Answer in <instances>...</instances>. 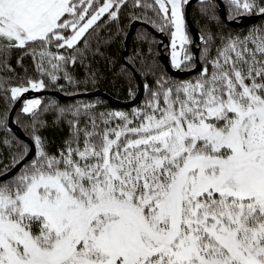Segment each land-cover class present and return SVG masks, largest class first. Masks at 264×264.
<instances>
[{"label":"snow or ice","instance_id":"6c2138e0","mask_svg":"<svg viewBox=\"0 0 264 264\" xmlns=\"http://www.w3.org/2000/svg\"><path fill=\"white\" fill-rule=\"evenodd\" d=\"M189 3L0 0V70L15 74L9 55L19 52L17 63L30 57L40 77L13 85L0 76L7 101L30 90L81 95L101 81H124L132 99L141 84L144 92L127 110L102 100L42 106L23 99L30 144L11 134L9 108L0 111V146L8 152L0 171V264H264V24L227 35L209 27L197 56ZM200 4L209 25L222 23L220 11L232 22L264 16V0ZM110 21L117 23L110 41L139 22L135 43L147 49L119 67L107 57L96 67L104 53L92 37ZM149 29L167 33L169 44ZM157 44L179 72L199 64L197 76L179 80L161 69ZM50 110L51 124L43 118ZM62 124L68 135L53 150L44 130Z\"/></svg>","mask_w":264,"mask_h":264},{"label":"trees","instance_id":"16d2710c","mask_svg":"<svg viewBox=\"0 0 264 264\" xmlns=\"http://www.w3.org/2000/svg\"><path fill=\"white\" fill-rule=\"evenodd\" d=\"M128 11H129L128 9H125L124 13L121 14V20L119 22L121 26L128 23L127 19H126V13ZM218 17L222 21V23H220L219 26H217L216 24L209 25L207 20H206V17L204 15H202L200 0H198L194 4V6L192 7V10H191L192 21H193L195 27L200 32V35L202 33L207 35L209 27L211 28V31L213 33H216L218 35H227L229 32H231L233 34L240 33V32H247V30L254 25L264 24V18H259V19H255V20L250 21L246 25L233 26L223 19L221 12H218ZM102 20H103V18H102ZM130 26H131V24L128 25V28L126 29V34L124 36H121L119 39H115L112 41L109 40V37L111 34H114L116 32L117 23L110 21L106 25H104L100 29H98V32L96 34H94L92 37V46H93V48H95L97 46V41H99V50L101 53H104V56L97 55L94 59L98 63L95 64L94 66L104 68L108 63V61H107V59H105V57L114 60L117 67H119L121 63L125 62L124 61V53L126 50L125 41H126V36L129 32ZM140 27L141 26L137 27L136 32L138 29H140ZM136 32L129 42L128 54L125 57V60H127L128 57L133 56L135 51L138 48H142L144 50L147 49V45H138L135 43ZM163 34L166 35L169 39V36L167 35V33H163ZM152 35L156 38L157 41H161V39L156 37L153 33H152ZM219 44H220V40L217 39L215 41V44L213 45V53H212L213 55H215V47ZM164 45H167V44H164ZM202 48H203V44L200 45V51ZM191 50H192V48H191ZM153 52L155 53V59L159 63L160 68L166 70L164 63L161 60V54H162V52L168 53V51H166L164 47H161L159 44H157L153 47ZM199 54H200V52H199ZM20 55H21V53H19V52H13V53H10V55H9V61H10L11 67L15 69V74H13L11 72L4 71V70H0V76L9 77L12 80L13 85L19 83L20 78H24V77H32L34 79L40 78V77H38V75L35 71L34 62L30 57H24L23 58V60H22L23 66H21V64L17 63V58ZM105 74L107 75V73H105ZM197 74L192 75V76H188V77H176V76H173L171 74H169V75H171V76H173L179 80H187V79H192V78L196 77ZM142 75H143L142 72L140 74L136 75L133 78V83L138 84L137 76H139V78L141 79ZM45 82L47 83V80ZM148 83L149 84L152 83L151 77H148ZM50 91H59V90L55 89V90H50ZM95 91H100L102 93H105V94L109 95L110 97L114 98L115 100H118L121 102H128V101L132 100V98H130L128 95V86L124 81H120L115 86H113V84H111L108 81H101L90 92H95ZM59 92L65 94V95H74L73 89H71V88H66V91H63V92L59 91ZM87 93H89V92H87ZM40 98L42 101V106L55 104L57 102L61 106H63V105L74 104L77 102L88 101V102L94 103L96 100H102L107 105V107L109 109L127 110V109H131L132 107L140 104L144 99V94L142 96V99L137 104H135L133 106H111L109 104V102L107 101V99H105L102 96L79 97V98L68 99V100H64V101H59L57 98H55L52 95H44ZM16 101H13V102L7 101L4 98V93L0 92V111H2L7 106L11 112ZM22 104L17 109V111L14 115V121L23 130L25 135L30 138V133L27 129V124L29 122L28 115L23 114L21 112L20 109L22 107ZM18 114H19V116H18ZM43 118L51 124V122L54 119V111L50 110V111L46 112L44 114ZM11 134L13 136L17 137L16 134L12 131H11ZM44 134L50 139V141L52 142L53 150H55L56 147H58L62 144L63 139L67 137L68 128H67L66 124H62L60 126V128L45 129ZM3 136H4V133L2 131H0V137H3ZM0 161H2V163H0V171H2L3 170V164L8 162V152L3 146H0Z\"/></svg>","mask_w":264,"mask_h":264},{"label":"water","instance_id":"95a60500","mask_svg":"<svg viewBox=\"0 0 264 264\" xmlns=\"http://www.w3.org/2000/svg\"><path fill=\"white\" fill-rule=\"evenodd\" d=\"M197 1L198 0H190V3L187 5V7H186V21H187L189 32H190V35H191L192 41H193V43L191 45L192 51L197 56H199L200 45L202 44L200 41V32L195 27V25L192 21V18H191L192 7L194 6V4ZM217 2H218V0H217ZM220 12H221V15L224 19V17H225L224 11H220ZM259 18H264V16L259 15V14H252V15L244 17L243 20H237L236 22H232V21L226 20V19H224V20L233 26H242V25L248 24L252 20L259 19ZM139 26H141V24L139 22H134L133 24H131L129 32L126 36V41H125L126 50L124 53V61L125 62H126L125 57L128 54L129 42H130L131 38L133 37V35L135 34L137 27H139ZM149 31H151L156 37L160 38L161 41H163V45L169 44V39L166 35L159 33L153 29H149ZM160 46L163 47L162 45H160ZM161 60L164 63L167 72L173 76H176V77L192 76V75L197 74L199 72V69H200L199 64H197V67L195 70L184 71V72L177 71L176 69L171 67L169 53L162 52ZM137 79H138V84H141V79L139 78V76H137ZM137 93L138 94L136 95L135 99H132L128 102H121V101L115 100L114 98H112L109 95L102 93L100 91L83 93L81 95H65L59 91H50V90L29 91L28 93L23 94V99H32V98L42 97L44 95H52L55 98H57L59 101H64V100L74 99V98H79V97L102 96L105 99H107V101L109 102V104L111 106H133V105L137 104L142 99V96L144 94V92L142 90V84H141V88L138 89ZM23 99L17 100L15 102V104H14V106L10 112L9 127H10L11 131L14 132L20 140L24 141L25 143L30 144L31 143L30 138L25 135L23 130L14 121V115H15L17 109L23 103Z\"/></svg>","mask_w":264,"mask_h":264},{"label":"rangeland","instance_id":"374dc122","mask_svg":"<svg viewBox=\"0 0 264 264\" xmlns=\"http://www.w3.org/2000/svg\"><path fill=\"white\" fill-rule=\"evenodd\" d=\"M30 91H36V90H30ZM40 91V90H39ZM37 98H39V99H41L40 97H37ZM33 99V98H32ZM22 108V107H21ZM21 110V109H20Z\"/></svg>","mask_w":264,"mask_h":264}]
</instances>
